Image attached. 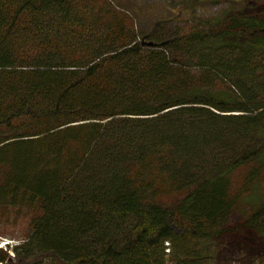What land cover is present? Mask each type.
Instances as JSON below:
<instances>
[{
  "label": "trees",
  "instance_id": "1",
  "mask_svg": "<svg viewBox=\"0 0 264 264\" xmlns=\"http://www.w3.org/2000/svg\"><path fill=\"white\" fill-rule=\"evenodd\" d=\"M15 123L0 132V206L33 216L13 253L165 264L167 243L200 264L225 236L264 237V10L144 33L110 0H0V128ZM229 139L243 144L227 163L191 172ZM242 203L254 209L228 229ZM101 218L132 224L82 248Z\"/></svg>",
  "mask_w": 264,
  "mask_h": 264
},
{
  "label": "rangeland",
  "instance_id": "2",
  "mask_svg": "<svg viewBox=\"0 0 264 264\" xmlns=\"http://www.w3.org/2000/svg\"><path fill=\"white\" fill-rule=\"evenodd\" d=\"M113 5L125 10L135 19V23L139 31L144 33L155 32L156 28H165L166 31H188L201 22L220 17L224 14L232 15L234 13H253L264 10V0H110ZM249 95V94H247ZM189 117H185L188 122ZM188 120V121H187ZM0 132L3 136L17 135L23 133L21 123H15V126L8 131L7 128L1 127ZM258 140V139H257ZM257 140H253L251 144H255ZM242 142L229 139L225 148L231 150L238 149L242 146ZM227 152V151H226ZM216 153L193 155L191 172H208L216 164H225L231 153ZM202 161H199V159ZM190 160V159H189ZM203 172V173H204ZM244 171L235 174V178H241L245 175ZM202 173V174H203ZM240 173V176H238ZM190 174V173H189ZM259 185V184H258ZM259 196L264 200V183L259 185ZM253 206L242 203L236 214L228 220L227 228L240 227L242 221L246 218L241 216L242 213H248L253 210ZM32 212L24 209H6L0 206V249L8 252L11 257L10 264H57L54 259L47 255H38L34 251L30 254L21 250L19 253L11 252L12 248L22 244L31 232L30 220ZM247 216V215H246ZM109 221V220H107ZM105 224V220L97 219L95 223H91L82 229L80 245L82 248L95 250L101 247L107 236H115L119 240L122 239L121 232L132 224V220H123ZM114 222V224H112ZM107 237V238H105ZM195 242L191 245L185 242L182 246L190 250L195 248ZM219 246L208 247L202 251L207 253L208 257L203 258L200 264H264V237L254 235L248 232H237L232 235L225 236ZM165 252L170 255L169 264H194L192 257L179 255L178 260L171 256V246L165 244ZM200 249V246L197 247ZM219 254V255H218ZM210 256V257H209ZM214 257H218L217 259ZM2 264V263H1ZM165 264H168L167 262Z\"/></svg>",
  "mask_w": 264,
  "mask_h": 264
},
{
  "label": "water",
  "instance_id": "3",
  "mask_svg": "<svg viewBox=\"0 0 264 264\" xmlns=\"http://www.w3.org/2000/svg\"><path fill=\"white\" fill-rule=\"evenodd\" d=\"M166 262L169 264L170 263V259L169 258H166Z\"/></svg>",
  "mask_w": 264,
  "mask_h": 264
},
{
  "label": "bare ground",
  "instance_id": "4",
  "mask_svg": "<svg viewBox=\"0 0 264 264\" xmlns=\"http://www.w3.org/2000/svg\"><path fill=\"white\" fill-rule=\"evenodd\" d=\"M1 264V263H0Z\"/></svg>",
  "mask_w": 264,
  "mask_h": 264
}]
</instances>
